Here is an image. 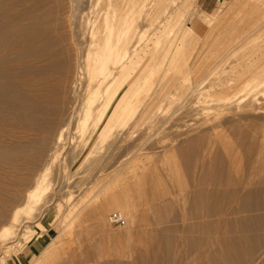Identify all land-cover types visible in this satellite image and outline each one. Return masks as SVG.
I'll return each mask as SVG.
<instances>
[{
  "label": "rangeland",
  "instance_id": "1",
  "mask_svg": "<svg viewBox=\"0 0 264 264\" xmlns=\"http://www.w3.org/2000/svg\"><path fill=\"white\" fill-rule=\"evenodd\" d=\"M163 1L143 3L150 9L168 3ZM240 1L252 5L238 14L231 7L235 0L222 5L186 0L175 6L180 12L174 30L177 36L183 33L182 51L193 56L192 75L189 81L172 74L174 85L149 100L144 123L131 129L125 167L81 164L89 149H80L71 130L52 164L45 202L27 216L20 211L24 194L52 155L53 140L34 165V147L26 144L11 155L15 165L0 160V230L14 229L0 241V264H264V111L195 114L202 107L194 99L198 88L231 75L230 67L245 54H256L255 66L264 61V0ZM61 3L68 6L67 0ZM50 5V25L55 28L59 19L53 33L63 37L69 29L64 14L60 19L57 4ZM185 81L202 87L192 93ZM259 91L263 106L264 84ZM12 122L7 129L13 132ZM114 151L110 153L116 156L121 152ZM17 208L19 217L13 221ZM113 212L121 213L124 225L109 224ZM27 227L35 230L29 238ZM4 247H10L6 253Z\"/></svg>",
  "mask_w": 264,
  "mask_h": 264
},
{
  "label": "bare ground",
  "instance_id": "2",
  "mask_svg": "<svg viewBox=\"0 0 264 264\" xmlns=\"http://www.w3.org/2000/svg\"><path fill=\"white\" fill-rule=\"evenodd\" d=\"M144 1L67 0L68 6H64L61 0H0V160L15 165L18 161L11 155L21 152L26 144L34 147L31 161L34 165L48 144L55 145L49 160L34 175L33 187L25 190L20 208L23 214L31 216L38 204L45 202L52 164L71 130L77 134L80 149H89L81 164L123 168L130 162L127 155L131 129L144 123L149 100L174 85L176 77L172 74L184 75L187 80L192 75L193 56L182 51L183 33L180 37L174 30L178 11L175 6L186 0H164L168 3L150 9ZM53 2L58 6L57 14L61 13L58 17L62 19L64 14L62 20L69 28L63 37L59 32L53 33L59 24L57 17V24L53 22L56 26L52 27ZM65 40L69 41L68 48L63 44ZM67 49L72 52V65ZM254 55L250 52L236 59L228 77H221L219 69L220 77L206 86L202 87L203 81H199L201 86L196 83L202 87L199 92L196 85L187 81L192 93L196 90L199 96L194 99L202 106L193 108L195 114L220 116L223 112L239 115L237 112L264 111L258 97L259 87L264 84V61L255 66ZM43 74L47 77L38 81ZM38 86L43 87L41 93L37 92ZM47 102L51 106L46 107ZM40 104L42 107H37ZM11 118L15 123L13 132L7 129L12 127ZM206 122L210 126L211 121ZM20 137L26 138V143ZM109 149L121 152L116 156ZM101 150L107 154L99 155ZM20 211L17 208L11 220L17 221ZM4 227L0 230V241L14 230L12 226ZM35 227H40L39 223ZM24 232L29 238L35 230L27 227ZM8 248L4 247L3 252Z\"/></svg>",
  "mask_w": 264,
  "mask_h": 264
},
{
  "label": "built area",
  "instance_id": "3",
  "mask_svg": "<svg viewBox=\"0 0 264 264\" xmlns=\"http://www.w3.org/2000/svg\"><path fill=\"white\" fill-rule=\"evenodd\" d=\"M229 0H217V3H225ZM108 222L109 224H111L112 226H122L125 224V221L123 219V217L121 216L120 213L118 212H113L108 216Z\"/></svg>",
  "mask_w": 264,
  "mask_h": 264
},
{
  "label": "crops",
  "instance_id": "4",
  "mask_svg": "<svg viewBox=\"0 0 264 264\" xmlns=\"http://www.w3.org/2000/svg\"><path fill=\"white\" fill-rule=\"evenodd\" d=\"M252 4H247L245 3H241L240 0H235V2L233 3V5H231V7L233 6L234 9L236 10L237 14L239 12L244 11L245 9H247L248 7H250Z\"/></svg>",
  "mask_w": 264,
  "mask_h": 264
}]
</instances>
